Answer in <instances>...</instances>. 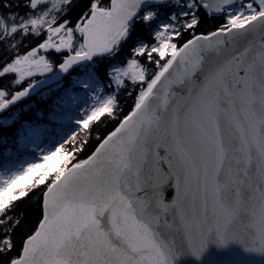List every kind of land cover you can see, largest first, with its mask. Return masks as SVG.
<instances>
[{"label":"snow or ice","instance_id":"6c2138e0","mask_svg":"<svg viewBox=\"0 0 264 264\" xmlns=\"http://www.w3.org/2000/svg\"><path fill=\"white\" fill-rule=\"evenodd\" d=\"M0 264H264V0H0Z\"/></svg>","mask_w":264,"mask_h":264}]
</instances>
